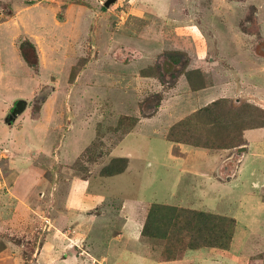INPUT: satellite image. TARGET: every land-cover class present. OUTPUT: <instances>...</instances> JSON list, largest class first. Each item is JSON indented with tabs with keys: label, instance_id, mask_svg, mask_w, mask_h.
<instances>
[{
	"label": "rangeland",
	"instance_id": "rangeland-1",
	"mask_svg": "<svg viewBox=\"0 0 264 264\" xmlns=\"http://www.w3.org/2000/svg\"><path fill=\"white\" fill-rule=\"evenodd\" d=\"M106 1L0 0V264H50L39 259L41 249L49 255L62 250L70 229L106 249L104 241L122 225L119 218L92 221V229L81 232L71 214L67 230L56 227L63 213H53V194L58 188L64 206H73L80 185L75 177L93 176L88 199L104 194L118 207L126 198L136 206L146 201L234 215L242 203L257 199L231 192L207 200L201 179L187 183L189 175L174 159L178 145L173 150L167 139L236 148L245 143L246 129L264 126V0ZM26 34L43 56L33 67L13 54L15 40ZM26 52L36 59L30 47ZM50 86L56 91L51 107L63 119L56 113L46 119L48 107L42 116ZM16 98L28 101L11 123L19 132L5 129L1 120ZM216 100L211 114L198 112ZM35 117L45 124L33 123ZM132 127L130 141L120 142ZM10 151L21 160V174L2 176V167L12 171ZM114 153H126L130 167L101 177V166ZM67 178L72 181L64 185ZM113 211L123 216L120 208ZM238 232L237 248H251ZM148 240L156 258L183 254L166 239ZM117 253H109V263ZM254 259L252 264H264V253Z\"/></svg>",
	"mask_w": 264,
	"mask_h": 264
},
{
	"label": "crops",
	"instance_id": "crops-1",
	"mask_svg": "<svg viewBox=\"0 0 264 264\" xmlns=\"http://www.w3.org/2000/svg\"><path fill=\"white\" fill-rule=\"evenodd\" d=\"M28 6L32 7L34 4L30 3ZM25 37L33 39L29 34L19 37L18 40H15L16 47L13 49V54L16 56L19 52L20 59L17 58L20 63L27 64L21 51H19L20 47L18 45L20 40ZM38 43L40 44V41ZM42 59L43 56L39 51V63ZM1 76L2 73H0V87L2 86ZM55 94L56 91H52L42 106V116H44L46 111L45 108H49L47 112L48 116H46V119L48 120L52 117V113H56L59 117L60 109H57L54 106L51 107L53 105L52 102L56 100ZM18 99L21 98H16L13 102L11 101L9 107L12 108ZM1 102L2 101L0 100V105L2 106ZM4 106L7 107L6 103L3 107ZM2 113L4 118L1 120L6 123L5 118L7 117L8 112L2 111ZM35 118V120H30L33 123L37 122L39 125L45 124L44 117L43 123H39V117ZM63 118V115L62 117H59V119ZM72 118H74V116H72ZM69 123H72V119L69 120ZM4 128L9 131H20L15 124H6ZM135 131L136 128L131 129L120 142L123 143L124 141H130L129 137L134 135ZM163 136L166 138L165 134ZM244 139L245 143L239 147L218 150H212L206 147H196L185 143H176L167 139L171 143V148H173V150H175L178 145L177 149L179 152L178 154L176 153L177 155L174 156V159L180 161V165L182 166L181 171L184 176L189 175L187 176L189 179L187 183H194L195 179H201L203 181L201 192L206 196L207 200L213 201L217 198L220 199L222 195L226 196L231 192H243L241 194L242 196H255L257 198L254 203H242L239 207V211L233 213L234 215H224L234 218L237 225L241 224V227L235 228L233 239L228 248L202 247L198 249H188L176 259L156 258L155 256H152V253H150L148 248V236L143 234V228L153 202L143 201L136 206L134 201L130 202L125 198L123 203L118 207L109 201L108 196H105L104 194L89 200V189L86 186L93 176H80L75 177L80 185L79 188L73 192V197L75 196L76 198L74 204H71L73 206H64L65 202L60 201V197L64 199V196L63 194H58V188L53 194V213H63L61 216L62 219L57 220L56 227L58 230H67L69 221L72 218L71 214L77 217V222H80L78 229H81V232L83 230L88 231L92 229V221L100 220V222L108 224L113 223L115 220L117 222V218H119V220L122 221V225L117 228L115 227L116 230L114 236L107 239L108 242L104 241V243H107V245L104 244L106 249L102 248V245L98 246L100 243L99 241L90 242L87 237L88 234L83 233L80 234L82 237H80V235L78 237V235L75 236L72 234L75 230L70 229L72 232L64 235L68 240L63 239L61 241V245H64L62 250H56L55 253L53 252V254L49 255L47 248L44 247V250L41 249L40 251L41 254H39V259L45 257L44 259L51 260L50 264H252L255 260L254 257H257L260 253H264V126L246 129L244 131ZM113 152L111 154H113ZM10 154L14 157H10V159L7 160V169L12 171L8 173V175L2 167V176H12L14 175V170L17 175L21 174V171L18 168L20 167L18 162L21 160L16 157L17 155H15V153L10 151ZM27 156H24V158H27ZM122 156L129 158V168L130 157L127 156L126 153H122V155L114 153L113 157H108V159L111 160L114 157ZM128 168L126 170H128ZM101 177L110 178L116 177V175ZM71 181L72 179L67 178L64 185L71 183ZM76 191H78V193H75ZM121 194L122 193H120V196ZM67 196L70 197L69 195ZM67 196L66 200L69 203L70 198L67 199ZM96 205H99L98 209L95 208ZM68 207H71L70 210L64 211ZM117 208H120V210L124 212L122 217L118 215L119 213L113 211V209ZM213 211L214 210H212V212ZM113 227L114 225L110 228ZM238 229H241V235L242 233L244 234V237L241 238L242 243H252L253 246L251 248H237L236 245L239 240ZM118 242L121 244H118ZM115 243L117 244L116 246L114 245ZM136 244H138V247ZM113 245L115 248H113ZM102 249L106 250V253L101 252ZM75 250H77V253H75ZM114 250L118 253L113 259V262L109 263V253Z\"/></svg>",
	"mask_w": 264,
	"mask_h": 264
},
{
	"label": "trees",
	"instance_id": "trees-1",
	"mask_svg": "<svg viewBox=\"0 0 264 264\" xmlns=\"http://www.w3.org/2000/svg\"><path fill=\"white\" fill-rule=\"evenodd\" d=\"M27 46L34 52L36 58L34 61H32L29 54L26 52ZM19 47L24 60L30 66L33 67L38 65L39 55L36 50V43L33 39L30 37L22 38L19 42ZM218 103L219 100H216L201 108L198 112L200 114H211L213 106H216ZM178 125L181 124L178 122L177 126L171 127V130L176 127L178 128ZM168 139L172 142L211 148L210 145H200L198 142L181 141L171 135L168 136ZM92 144L83 152L80 158L81 160H83L84 156L89 155L92 150ZM128 166V157H114L107 164L101 166L100 174L102 176H114L125 172ZM235 224L236 220L230 216L186 207L171 206L163 203H153L143 228V234L163 240L166 239V243L168 242L169 246H173L176 251L180 248L184 249V253L188 249H198L202 247L228 248L233 238ZM176 258L177 257H167V259Z\"/></svg>",
	"mask_w": 264,
	"mask_h": 264
},
{
	"label": "water",
	"instance_id": "water-1",
	"mask_svg": "<svg viewBox=\"0 0 264 264\" xmlns=\"http://www.w3.org/2000/svg\"><path fill=\"white\" fill-rule=\"evenodd\" d=\"M116 0H107L105 2L106 6H110V4L114 3ZM54 91V87L50 86L49 90L46 92L47 97L48 95ZM28 105V101L26 99H18L16 100V102L14 103L11 113L7 115V117L5 118V122L8 124L13 123L15 120H17V118L21 115V113L26 109Z\"/></svg>",
	"mask_w": 264,
	"mask_h": 264
}]
</instances>
